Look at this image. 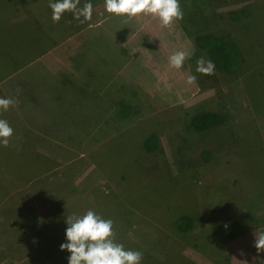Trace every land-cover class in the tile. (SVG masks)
Returning a JSON list of instances; mask_svg holds the SVG:
<instances>
[{"label":"rangeland","instance_id":"rangeland-1","mask_svg":"<svg viewBox=\"0 0 264 264\" xmlns=\"http://www.w3.org/2000/svg\"><path fill=\"white\" fill-rule=\"evenodd\" d=\"M179 4L183 19L170 30L154 27L151 42L138 39L135 68L124 69L118 80L145 82L150 68L162 90L139 88L134 96L125 87L116 99L109 93L101 107L94 99L91 140L73 151L60 147L41 152L59 157L47 158L49 166L38 158L22 167L35 171L24 179L21 191L0 173V264H42L37 230L33 244L20 222L24 235L16 238L17 247L13 230L8 232L18 224L17 210L26 208L33 209L28 215H51L64 234L68 216L92 210L111 219L114 239L126 250L136 245L145 254L141 264H264V253L254 246L255 234L264 233V0ZM207 34H220L238 50L242 65L237 70L225 73L215 65L213 75L196 71L201 57L208 60L196 40ZM186 50L183 67H171L170 57ZM189 77H195L191 84ZM131 103L138 110L118 120L119 110ZM203 112L223 114L222 123L196 133L190 121ZM151 135L158 136L160 148L148 153L143 145ZM49 169L46 176L31 180ZM1 170L6 172L4 164ZM64 181L68 190L48 193ZM63 195L65 201L59 202ZM184 217L192 221L188 231L179 230Z\"/></svg>","mask_w":264,"mask_h":264},{"label":"crops","instance_id":"crops-1","mask_svg":"<svg viewBox=\"0 0 264 264\" xmlns=\"http://www.w3.org/2000/svg\"><path fill=\"white\" fill-rule=\"evenodd\" d=\"M88 2L93 5L91 20L81 23L66 12L54 23L50 0H37L36 7L35 0H0V43L24 47L17 59L21 64L0 76L3 97L17 101L1 111L0 119L10 123L12 116L17 118L25 132L38 139L39 152L60 147L73 151L89 142L94 99L101 107L109 93L116 99L125 87L131 93L139 88L151 93L162 90L157 72L150 68L145 82L118 81L124 69L135 68L134 43L140 38L151 42L156 35L153 28H163L160 19L150 14L130 20L109 18L105 0H81L79 6ZM35 64L36 71L29 73Z\"/></svg>","mask_w":264,"mask_h":264},{"label":"trees","instance_id":"trees-1","mask_svg":"<svg viewBox=\"0 0 264 264\" xmlns=\"http://www.w3.org/2000/svg\"><path fill=\"white\" fill-rule=\"evenodd\" d=\"M196 44L198 48L202 49L204 51L205 57L208 60H211L214 65L218 69H220L222 72L230 73L235 68L236 70L242 65L240 64V59L238 58L239 52L236 48L233 47V45L229 44V41L226 40L223 36L220 34H207L200 36L196 40ZM196 46V47H197ZM24 47L21 45H7L0 43V76H3L9 70L12 68H16L21 64V61L17 60L20 58L21 51ZM240 65V66H239ZM1 79V77H0ZM135 93V92H134ZM133 93L134 96H136ZM139 106H135L132 103L130 105L124 106L121 110H119L118 113V120H125L127 118V115H129L130 112L137 111ZM222 116L220 113L216 112H203L196 114L192 120L190 121V127L191 129L196 133H202L211 131L216 127L217 125L221 124ZM12 122L9 123L11 128L14 130V134L10 140V145L7 147L9 148V151L11 152H1L3 149H6V147L0 145V164H4L6 167V172L1 170L0 173L3 176H6L7 183L16 182L15 187L12 185V189H16V191L21 189H24L23 187L25 184H23L24 179L27 178V175L33 174L35 170L32 169V166H29V169L22 168L27 165H34L37 162L34 159L40 160L44 158V164L45 166H49L50 159L48 161L47 158H50V156H43L41 152L37 151V142L38 140L34 135H30L27 132H25V128L22 126V124L12 116ZM144 148L148 153H153L159 150L160 148V141L158 136L151 135L144 141ZM21 148L25 150V152H28V154L22 153ZM27 150V151H26ZM4 151V150H3ZM46 171V172H45ZM49 170H42L41 172H44L43 174L36 173L31 177V180H37L39 178H42L49 174ZM53 183H56L57 180L55 179L52 181ZM9 184V183H8ZM69 188L70 185L67 184V182L64 181L63 185L55 186L53 184V191H48L51 195H54L58 192H65L66 188ZM64 190V191H63ZM76 191L75 189H73ZM72 190V191H73ZM65 196H61L59 199V202H63ZM1 204V203H0ZM104 206V205H103ZM26 208L27 211L21 212L17 210L18 215H14L15 218H17L16 228L15 224L11 225L9 227L8 232L13 230V234L11 237L15 238L13 240V246L20 245L19 240L16 239L21 235H24V231L22 229H18L20 222L23 229L26 231V234L28 235L29 239L34 242L36 235L34 232L36 231V234L39 236V253L41 256L39 257V263L42 264H69V257L70 253L68 251H61V245L67 242L66 239V233L65 231L60 232L57 227L55 226L57 222L53 220L51 215H45V216H37L33 213L31 215H28V212H32L33 209ZM103 210V209H102ZM58 213V212H56ZM23 215V219L20 220V218ZM103 218V217H102ZM54 222H53V221ZM183 223L181 227L179 228L180 231H188L191 229V219L188 217L183 218ZM55 229V230H53ZM7 230V229H6ZM56 230L60 232L56 233ZM28 232V233H27ZM7 236V231L4 232ZM20 233V235H19ZM166 235V234H165ZM58 237V238H57ZM116 243L122 244L119 240L115 239ZM128 244V242H126ZM16 244V245H15ZM34 244V243H33ZM17 247V246H16ZM133 251H140V249H137L136 245H133L131 247ZM130 250V249H129ZM143 256L145 255L142 253ZM187 262V261H186ZM188 263V262H187ZM192 264V263H190Z\"/></svg>","mask_w":264,"mask_h":264},{"label":"clouds","instance_id":"clouds-1","mask_svg":"<svg viewBox=\"0 0 264 264\" xmlns=\"http://www.w3.org/2000/svg\"><path fill=\"white\" fill-rule=\"evenodd\" d=\"M81 0H50L49 7L52 10V21L58 23L66 12H71L74 18L81 23L89 21L93 14L91 2L80 7ZM105 10L111 18L126 17L135 18L141 14L157 16L161 25L169 28L176 20L183 19V11L179 0H105ZM83 18V19H82ZM186 53L179 51L170 57V65L180 69L186 59ZM197 72L204 75H213L215 65L211 60L201 57L197 61ZM195 77H189L191 84ZM17 101L0 98V110L7 111ZM14 130L9 123L0 119V145L8 147ZM113 221L104 219L94 211L89 210L82 217L68 216L66 224L67 242L61 245V251L70 253L69 264H141L143 254L140 251L126 250L122 244L116 243L113 231ZM255 248L257 253H264V233L255 234ZM247 264V262H243Z\"/></svg>","mask_w":264,"mask_h":264}]
</instances>
